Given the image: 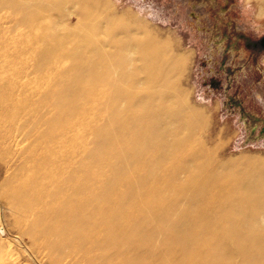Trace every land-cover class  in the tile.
<instances>
[{"label": "rangeland", "instance_id": "1", "mask_svg": "<svg viewBox=\"0 0 264 264\" xmlns=\"http://www.w3.org/2000/svg\"><path fill=\"white\" fill-rule=\"evenodd\" d=\"M40 2L0 0L12 58L9 84L0 87V264H65L23 237L17 206L5 204L31 192L22 187L28 181L41 211L81 214L92 245L103 244L95 264H120L123 252L197 264L193 249L245 264L264 251L245 253L233 239L240 228L212 226L219 215L237 220L234 206L264 191V0ZM115 49L134 50L155 77L160 95L149 103L165 127L154 178L120 145L139 118L117 114L118 102L105 99L102 80L89 79L96 70L84 65ZM169 54L183 64L175 68ZM132 225L137 237L124 244L107 238ZM190 239L201 242L182 247Z\"/></svg>", "mask_w": 264, "mask_h": 264}, {"label": "bare ground", "instance_id": "2", "mask_svg": "<svg viewBox=\"0 0 264 264\" xmlns=\"http://www.w3.org/2000/svg\"><path fill=\"white\" fill-rule=\"evenodd\" d=\"M44 1L46 0H41L40 4L46 3ZM3 2L7 4L10 0H3ZM6 6H4L5 9H7ZM63 26L64 23L59 22L58 27ZM0 50V87L1 89H6L11 78L10 65L12 59L10 53V15L7 11L0 17ZM116 51L117 49L113 52L105 53L100 62L85 58L83 60L84 65L96 70V74L95 72L94 75L91 74L89 79L94 82L102 80L105 99L108 102L113 100L118 102L115 107L117 114L122 116L127 114L139 118L126 127L125 135L121 139L120 145L123 149L139 154L138 163L142 166L147 164L146 173L149 178H154L155 175L162 172L159 165L154 161L159 157V149L164 143V134L161 131L165 127L162 124L163 121L160 120L156 113L157 109L149 103L150 96L158 98V95H160L156 87H154L155 77L150 74L152 71L147 66L141 67L139 65L140 60L135 57L134 50ZM74 54L79 56L78 48H76ZM168 56H171L169 59L175 68L183 64L179 55L169 54ZM142 75H145V77L141 78ZM142 98L144 101H142ZM129 132L134 135V140H131L132 136ZM22 187L24 189L31 188V192L9 197L5 202L9 208L17 206L16 214L19 215L18 217L19 220L21 219L20 223L22 224L21 235L29 239H35L38 242L40 241L43 253L56 255L57 259L64 261L65 264H95L92 262L91 256L99 255L103 249V244L98 245L95 241L96 244L93 243L95 246L92 245V233L89 231L87 223L81 220V214L68 210V208L62 216L57 213L50 214L46 211H41L44 207L38 200L39 196L34 191L35 189H33L35 187L34 182L28 181ZM99 194L102 195L103 192ZM246 205H250L252 208L255 207V209L249 211ZM81 208H83L82 211H87L88 209L85 205H82ZM21 214L24 215L22 218ZM232 214L238 219L229 222L223 219V215H219L220 217H217L212 222V226L217 223L222 226V229L229 231L240 228L242 233H235L236 235H234L233 239L236 240V244L244 247L245 253H248L253 246L264 245V191H255L252 199L246 198L244 202L236 204L232 209ZM121 215L123 214L121 213ZM176 226L180 227V223L177 222ZM134 228L136 229L138 226L132 225L131 228L128 226L125 231H122L127 232L125 234L119 232L116 234L114 232L109 233L110 235L108 234L107 238L117 244H124L127 236H130V239L137 237ZM102 241L105 242L104 240ZM200 242L190 239L188 242H181V244H183L182 247L187 249L193 248L195 244ZM145 244L143 243V245ZM169 244L175 245L174 242ZM207 244L209 243L207 242ZM215 246H219V243L215 244ZM194 250H191V253L196 255L194 257L197 264L226 263V261L218 259L216 252L197 256ZM256 251V254L253 253L250 257L246 255L245 264H262L264 262V251ZM122 254L124 255H122L120 264H153L142 260L140 257L133 259L125 255L128 254L126 252ZM131 254H133V251H131Z\"/></svg>", "mask_w": 264, "mask_h": 264}]
</instances>
